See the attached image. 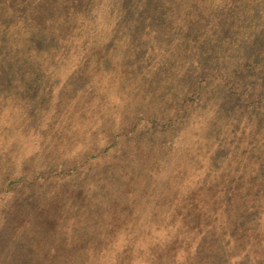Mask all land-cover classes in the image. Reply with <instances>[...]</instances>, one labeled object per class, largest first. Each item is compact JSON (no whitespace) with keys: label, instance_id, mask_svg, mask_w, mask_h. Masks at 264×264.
Listing matches in <instances>:
<instances>
[{"label":"rangeland","instance_id":"obj_1","mask_svg":"<svg viewBox=\"0 0 264 264\" xmlns=\"http://www.w3.org/2000/svg\"><path fill=\"white\" fill-rule=\"evenodd\" d=\"M264 0H0V264H264Z\"/></svg>","mask_w":264,"mask_h":264},{"label":"trees","instance_id":"obj_2","mask_svg":"<svg viewBox=\"0 0 264 264\" xmlns=\"http://www.w3.org/2000/svg\"><path fill=\"white\" fill-rule=\"evenodd\" d=\"M264 50V49H263Z\"/></svg>","mask_w":264,"mask_h":264}]
</instances>
